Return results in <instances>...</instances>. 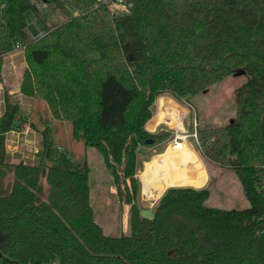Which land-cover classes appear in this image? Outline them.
I'll return each mask as SVG.
<instances>
[{"label": "trees", "instance_id": "trees-1", "mask_svg": "<svg viewBox=\"0 0 264 264\" xmlns=\"http://www.w3.org/2000/svg\"><path fill=\"white\" fill-rule=\"evenodd\" d=\"M39 1L0 0V71L2 57L28 39L25 14L38 13ZM74 1L84 13L22 42L21 93L45 102L55 120L71 125L74 140L98 152L129 207L130 234L109 236L97 224L88 164L54 150L49 132L36 163L10 159L7 134L23 121L20 106L6 99L0 187L6 170L14 180L0 196V260L264 264V0H127L123 16L90 10L95 0ZM239 71L248 80L235 91L234 122L200 133L210 155L236 172L249 207L208 208L207 188L171 187L155 218H142L138 149L155 139L145 128L155 102L165 95L189 102ZM43 174L47 198L37 202Z\"/></svg>", "mask_w": 264, "mask_h": 264}, {"label": "rangeland", "instance_id": "rangeland-1", "mask_svg": "<svg viewBox=\"0 0 264 264\" xmlns=\"http://www.w3.org/2000/svg\"><path fill=\"white\" fill-rule=\"evenodd\" d=\"M38 13L28 11L25 14L27 21L28 39L24 44H28L41 33H48L53 27L61 24L79 12L80 7L74 0H58L57 3L44 4L38 2ZM117 15H126L129 10L124 4L117 7H111ZM24 53L25 49L17 51ZM20 56H17L18 59ZM22 59V58H21ZM17 60V59H16ZM248 77L231 76L222 83L215 84L206 93L201 92L191 98L189 102L179 103L171 96L165 95L178 103V109L175 110L174 128L181 127V119L185 117V109L189 113V118L184 122V135L188 136L187 140L191 147L199 154L203 160L207 173L209 175V183L207 189L210 191V198L205 205L208 208H216L223 210H243L249 207V202L244 195L243 188L239 181L236 172L229 167L222 165L218 158L210 155L209 151L203 147V137L201 131L225 127L235 118L237 106L235 103V91L242 86ZM159 98L154 104V115L151 121L145 126L146 130L155 135L156 142L153 145H147L150 151L146 155H138V171L137 177L140 181V207L141 209L152 208L157 202L149 200L144 192V184L140 178L144 172L146 165L155 157L162 154L170 143H173L176 138V131L171 129L166 122L159 121L153 128L150 124L154 121L158 113ZM20 102V100H17ZM37 105V107H36ZM23 106V104H22ZM31 107H36V112L32 114L25 113L27 119L33 124L38 132H42L45 127L49 129V143L53 149L59 153H65L74 162L79 164L87 163L90 168L89 185L91 205L95 213V221L99 224L106 235L118 237L121 235L130 234L129 229V207L123 206L116 195L110 172L106 169L105 164L93 148H86L82 142H78L72 137L71 125L67 122H57L51 117L50 110L43 102H38ZM185 108V109H184ZM185 113V114H183ZM24 117V116H23ZM25 117V118H26ZM22 118V117H21ZM159 119V118H158ZM28 120V121H29ZM162 126L167 128L164 130ZM47 133V132H46ZM42 134L38 135L39 142ZM43 138V137H42ZM143 147V146H142ZM34 155V156H33ZM37 154H31L32 161L37 162ZM50 164V162H47ZM47 167H43L46 173ZM13 174L6 170L3 179V184L0 187V196H6L11 192ZM189 177L186 176V182ZM48 193V184L46 177L43 174L40 185L37 191V202L46 200Z\"/></svg>", "mask_w": 264, "mask_h": 264}, {"label": "crops", "instance_id": "crops-1", "mask_svg": "<svg viewBox=\"0 0 264 264\" xmlns=\"http://www.w3.org/2000/svg\"><path fill=\"white\" fill-rule=\"evenodd\" d=\"M17 56H20V53L13 50L2 57L0 71V118L5 111L6 99L20 106V117H22L20 120L23 121V126L21 129L7 134V152L10 159L14 162H30L32 161L31 154H37L41 150L42 137L50 130L45 127L41 133L38 132L37 128L30 123L29 118L27 119L26 116L28 115L25 116V113L30 115L34 111L36 112L37 105L36 107L31 106L42 101L28 98L21 93V82L27 69V62L24 53L21 54L19 59ZM17 100H20V102ZM158 101V113L150 124V128H153L159 121L166 122L169 127H173L176 118L174 112L178 109L177 105L179 104L167 96L160 97ZM43 103L46 105L45 102ZM185 112L186 114L183 113L185 117L181 119V127L179 129L170 127L176 131L177 139L173 143H170L162 154L148 162L144 172L140 176L144 184L145 195L153 202L158 201L168 188L193 187L201 189L207 188L209 183V175L203 160L191 147L187 136L184 135V122L186 123V118H189V113L186 109ZM51 117L53 118V116ZM53 120L55 121L54 118ZM40 134H42L39 136L41 142L37 139ZM156 174L160 175L151 186H148ZM186 176L189 177L188 182H186Z\"/></svg>", "mask_w": 264, "mask_h": 264}, {"label": "built area", "instance_id": "built-area-1", "mask_svg": "<svg viewBox=\"0 0 264 264\" xmlns=\"http://www.w3.org/2000/svg\"><path fill=\"white\" fill-rule=\"evenodd\" d=\"M120 4H124L127 9L131 6V4H129L127 0H95L94 4L91 6L90 10H95V9H98L102 6L109 7V8L117 7ZM82 13H84V10L79 9V12H76L74 16H77V15L82 14ZM43 36H45V33H41L40 35H38L33 40L40 39ZM23 49H25V45L23 43H17L15 45V48H14V50H16V51L23 50ZM187 138H188V136H187ZM0 264H60V262L58 260H51V261L35 263L32 261L17 262V261H12L10 259H1Z\"/></svg>", "mask_w": 264, "mask_h": 264}, {"label": "water", "instance_id": "water-1", "mask_svg": "<svg viewBox=\"0 0 264 264\" xmlns=\"http://www.w3.org/2000/svg\"><path fill=\"white\" fill-rule=\"evenodd\" d=\"M43 3H45L44 0H41ZM245 75V71H239L237 73L234 74L235 77H239V76H244ZM207 91H204V93H206ZM152 109H154V106L152 107ZM233 119H231L230 123H233ZM162 128L165 130L167 127L166 126H162ZM155 143V139H148L146 141L147 145H153ZM149 149L147 147H140L138 149V155H146L147 153H149ZM140 216L146 220L152 221L155 218V213L154 210L152 208H147V209H141L140 210Z\"/></svg>", "mask_w": 264, "mask_h": 264}]
</instances>
